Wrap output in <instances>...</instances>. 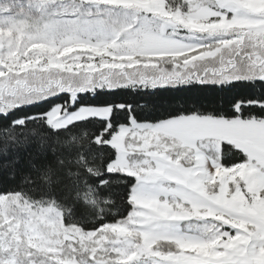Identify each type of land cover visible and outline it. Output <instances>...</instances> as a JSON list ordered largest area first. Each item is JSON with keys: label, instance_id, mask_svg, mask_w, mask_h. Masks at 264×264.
Wrapping results in <instances>:
<instances>
[{"label": "rangeland", "instance_id": "rangeland-1", "mask_svg": "<svg viewBox=\"0 0 264 264\" xmlns=\"http://www.w3.org/2000/svg\"><path fill=\"white\" fill-rule=\"evenodd\" d=\"M170 1L0 0V95L12 75L20 76L22 86L15 91L24 92L17 99L26 96V103L44 98L51 86L70 91L72 101L87 89L153 87L162 73L185 68L184 63L163 66L164 59L196 51L189 46L201 40L234 31L264 38V0ZM233 9L240 17L233 14L229 20ZM157 35L185 51L119 58L145 36ZM69 47L74 50L66 52ZM153 61L158 67L148 66ZM112 64L118 67H105ZM111 112L109 107H82L69 113L56 106L45 120L62 129L90 118L108 120ZM190 131L197 137L191 148L158 125L132 121L118 130L109 142L117 151L110 171L137 179L134 210L124 222L99 232L66 227L53 204L0 196V264H215L223 257L180 245L207 240L223 224L243 225L240 232L246 235L237 233L229 246L240 264H264V201L258 194L255 207L239 197L241 210L228 218L189 198V192L208 193L197 177L207 176L219 163L216 138L227 139L211 126ZM216 172L233 180L251 174L242 166Z\"/></svg>", "mask_w": 264, "mask_h": 264}, {"label": "trees", "instance_id": "trees-1", "mask_svg": "<svg viewBox=\"0 0 264 264\" xmlns=\"http://www.w3.org/2000/svg\"><path fill=\"white\" fill-rule=\"evenodd\" d=\"M170 2L166 0L167 4ZM185 55L191 58V53L168 57L162 61L163 66L182 64ZM19 79L20 76L12 75L1 88L0 196L18 195L31 202L53 204L61 211L66 227L83 232H99L127 220L134 210L132 195L137 179L110 171L117 151L109 142L121 127L132 121L137 124L163 121L186 107V103L181 100L170 103L168 93L162 89L137 84L87 89L78 92L75 101L70 91L51 86L44 98L26 103V96L17 99L24 94L15 91L22 86ZM114 89L122 91L109 94ZM208 95L205 104L217 102V97ZM13 99L16 102L6 104ZM121 103L138 105L135 118L131 110H120ZM56 106L69 113L82 107H109L112 112L108 120L90 118L53 129L45 115Z\"/></svg>", "mask_w": 264, "mask_h": 264}, {"label": "snow or ice", "instance_id": "snow-or-ice-1", "mask_svg": "<svg viewBox=\"0 0 264 264\" xmlns=\"http://www.w3.org/2000/svg\"><path fill=\"white\" fill-rule=\"evenodd\" d=\"M233 14L240 17V13L233 9L228 12L227 19L231 20ZM189 47H194L196 51L191 52V59L188 55L184 56L183 71L174 69L162 73L159 82L154 80L152 83L153 90L162 89L168 93L170 103L181 100L187 106L169 114L163 121L151 123L173 132L188 148L197 142L196 135L190 131L193 128L211 126L227 136V139L216 138L220 146V162L212 167L207 176L197 177L205 187L211 185L208 193L193 191L188 196L193 204L207 205L217 215L228 218L241 210L240 203H237L241 196L251 207L256 205L257 194L260 201H264V188L258 186L264 184V38L234 31L228 36L215 35ZM73 50L71 47L65 49L66 52ZM90 50L101 55L108 54L107 51ZM184 51L183 47L168 46L161 36H145L137 47L121 53L119 58L133 60L137 54ZM200 65L205 66L202 71L197 70ZM148 66L158 67L155 61ZM105 67L118 66L112 64ZM120 91L122 89H114L109 94ZM208 94L217 97V102L205 104L203 101L209 100ZM136 107L138 105L131 103L120 104V110H131L133 118ZM241 166L251 172L243 179L236 177L233 180L216 172L217 168L236 169ZM193 184L195 186V181ZM240 227L223 224L221 232L213 237L180 246L206 248L214 255L222 256L215 264H240L234 250H229L232 238L237 233L246 235L240 232Z\"/></svg>", "mask_w": 264, "mask_h": 264}]
</instances>
